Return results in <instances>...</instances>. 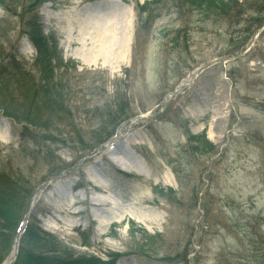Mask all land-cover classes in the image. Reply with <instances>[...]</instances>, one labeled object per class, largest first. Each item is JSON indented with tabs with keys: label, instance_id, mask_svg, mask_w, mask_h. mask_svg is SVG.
Returning a JSON list of instances; mask_svg holds the SVG:
<instances>
[{
	"label": "rangeland",
	"instance_id": "obj_1",
	"mask_svg": "<svg viewBox=\"0 0 264 264\" xmlns=\"http://www.w3.org/2000/svg\"><path fill=\"white\" fill-rule=\"evenodd\" d=\"M235 3L201 13L189 0H0V69L14 58L41 84L33 17L63 58L57 111L40 93L0 92L18 118L0 108V171L29 190L25 212L35 197L28 223L114 264H264V0ZM129 7L125 54L79 50L112 16L118 43Z\"/></svg>",
	"mask_w": 264,
	"mask_h": 264
},
{
	"label": "trees",
	"instance_id": "obj_2",
	"mask_svg": "<svg viewBox=\"0 0 264 264\" xmlns=\"http://www.w3.org/2000/svg\"><path fill=\"white\" fill-rule=\"evenodd\" d=\"M189 3L198 7L201 13L213 10L223 11L236 6L235 0H189ZM28 23V39L31 44H34L37 54L33 65L40 73L41 84H33L30 76L22 70L20 62L13 58L0 69V92H6L9 90L8 87L14 86L16 89L23 90L26 97L31 95V91L40 93L42 101L39 103L45 110L52 113L57 111V103L62 101L58 87L52 84L53 69L59 65L55 61L62 62L63 59L61 48L54 32L44 33L43 23L38 17L31 18ZM8 103L10 104V101ZM1 108L11 114L14 113L4 102L1 103ZM200 138L205 140L204 132L195 137L196 140ZM28 200L29 190L22 187L20 180L14 178L12 173L0 171V245L14 236L22 215L28 207ZM26 226L21 235L17 260L13 264H114L113 256L116 254L110 255L106 260L94 255H77L57 241L54 235H50L39 226L30 223Z\"/></svg>",
	"mask_w": 264,
	"mask_h": 264
},
{
	"label": "bare ground",
	"instance_id": "obj_3",
	"mask_svg": "<svg viewBox=\"0 0 264 264\" xmlns=\"http://www.w3.org/2000/svg\"><path fill=\"white\" fill-rule=\"evenodd\" d=\"M113 1V0H111ZM131 8H128V13L123 20V24H122V29H123V38L121 40L118 41V43L116 42L117 40H115V26L117 24L116 19H114V17H110L108 18L109 20L106 22L105 25H103L101 28H99L100 32L96 33L95 35H88L86 37H81L79 38V41L81 42V45L79 47V50L82 51H86V50H92L94 49L95 52H97L94 56L97 57L98 54L100 53V51H106L108 50V48L114 49V50H118V48L122 49V51H124V54L126 51H128L127 49H129V46H131V44L133 43L132 36H133V21L130 18V11ZM88 33V31H87ZM192 82L191 76L190 74H188L182 81V86L184 85H190ZM1 108V106H0ZM3 110V114L4 116H6L9 120H11V122H15L18 118L17 115L14 113H9L7 112L5 109ZM0 110V112H1ZM1 112V113H2ZM147 115L146 113H143L142 117ZM17 122V121H16ZM124 134H122V130H119L117 132V134L112 137V140L110 142H108L107 144V153H110L111 155H117V154H122V151L120 150V148L117 146L118 141L123 137ZM113 156V155H112ZM112 162H116V164L120 167V168H124L118 159H116L115 157L111 158ZM94 181H96L97 179H92ZM99 181V180H97ZM106 187V186H105ZM123 219V215L121 214H116L113 220H121ZM14 254V251L12 252V254L10 255L9 258H7L4 262H2L1 264H10V260L12 255Z\"/></svg>",
	"mask_w": 264,
	"mask_h": 264
},
{
	"label": "water",
	"instance_id": "obj_4",
	"mask_svg": "<svg viewBox=\"0 0 264 264\" xmlns=\"http://www.w3.org/2000/svg\"><path fill=\"white\" fill-rule=\"evenodd\" d=\"M206 65L207 64H205V65H201V66H198V67H196V68H194V71L191 73V77H192V79L195 77V76H197L200 72H202L204 69H205V67H206ZM165 101V99H163V102ZM35 194H38V193H36L35 192ZM34 201H35V198H33V200H32V206L29 208V210L24 214V217H23V220H22V222H21V224L19 225L20 227H19V229H18V231L16 232V234H15V240H14V244H13V248H14V250H15V252H17V250H18V244H19V240H20V234H21V232H22V230H23V228L25 227L24 225H25V223L28 221V219H29V217H30V212H31V209H32V207H33V203H34Z\"/></svg>",
	"mask_w": 264,
	"mask_h": 264
}]
</instances>
